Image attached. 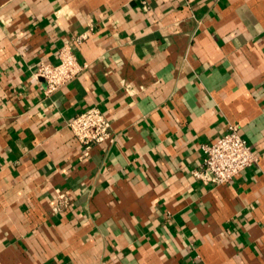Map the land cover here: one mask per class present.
<instances>
[{
	"label": "crops",
	"instance_id": "0c3cea01",
	"mask_svg": "<svg viewBox=\"0 0 264 264\" xmlns=\"http://www.w3.org/2000/svg\"><path fill=\"white\" fill-rule=\"evenodd\" d=\"M64 44L83 68L45 95ZM229 124L257 161L205 184ZM0 264H264V0H0Z\"/></svg>",
	"mask_w": 264,
	"mask_h": 264
},
{
	"label": "built area",
	"instance_id": "2783aa9c",
	"mask_svg": "<svg viewBox=\"0 0 264 264\" xmlns=\"http://www.w3.org/2000/svg\"><path fill=\"white\" fill-rule=\"evenodd\" d=\"M58 58L56 64L38 62L34 71L35 78H40L44 83L45 95H50L75 78L83 68L70 44H64L58 49ZM67 125L83 145V156L88 155L94 145L109 136V122L97 106H90L74 114ZM202 149V162L192 173L203 183L214 186L229 182L257 161V154L240 135L235 124H229L225 132L214 141L202 144ZM69 205V196L61 192L56 196L53 210L59 212Z\"/></svg>",
	"mask_w": 264,
	"mask_h": 264
}]
</instances>
